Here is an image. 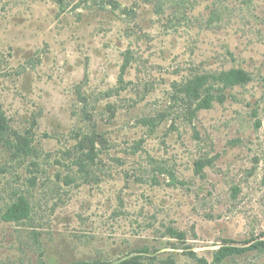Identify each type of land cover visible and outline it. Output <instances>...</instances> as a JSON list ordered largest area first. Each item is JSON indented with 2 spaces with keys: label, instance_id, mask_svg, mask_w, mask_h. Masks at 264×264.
Returning a JSON list of instances; mask_svg holds the SVG:
<instances>
[{
  "label": "rangeland",
  "instance_id": "obj_1",
  "mask_svg": "<svg viewBox=\"0 0 264 264\" xmlns=\"http://www.w3.org/2000/svg\"><path fill=\"white\" fill-rule=\"evenodd\" d=\"M0 110V264H264V0H0Z\"/></svg>",
  "mask_w": 264,
  "mask_h": 264
},
{
  "label": "trees",
  "instance_id": "obj_2",
  "mask_svg": "<svg viewBox=\"0 0 264 264\" xmlns=\"http://www.w3.org/2000/svg\"><path fill=\"white\" fill-rule=\"evenodd\" d=\"M125 74V68L123 69L121 80H123V76ZM251 80L250 75L242 69H231L226 72H222L217 77V82L220 84H223L226 87H235L239 85H245L249 83ZM209 77L203 76L201 78L196 79L195 87L192 88V91H194L195 96L197 98H200V89L208 86ZM214 102V96L212 94L205 95V98L203 99L202 103L200 104V109H210L213 106ZM8 130V122L3 114V112L0 110V137H3L4 133ZM32 213V208L30 202L25 198L21 197L16 202L9 205L6 209V211L1 216V220L5 222H19L26 220L30 218ZM264 246V242H257L256 244L250 246V247H233V246H226L221 248L216 254H215V261L222 263L226 259L235 256V255H241L248 251L257 250ZM202 264H207V261L202 259ZM116 264H143L139 257H133L126 260H123Z\"/></svg>",
  "mask_w": 264,
  "mask_h": 264
}]
</instances>
